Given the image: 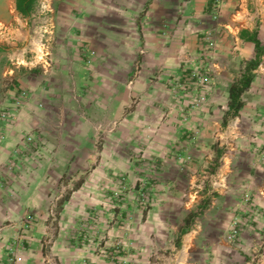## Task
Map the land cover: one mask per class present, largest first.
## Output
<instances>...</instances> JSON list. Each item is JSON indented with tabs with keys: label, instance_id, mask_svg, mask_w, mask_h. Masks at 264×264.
<instances>
[{
	"label": "crops",
	"instance_id": "crops-1",
	"mask_svg": "<svg viewBox=\"0 0 264 264\" xmlns=\"http://www.w3.org/2000/svg\"><path fill=\"white\" fill-rule=\"evenodd\" d=\"M209 4L210 0H58L53 20V38L57 41V48L47 58L55 61L58 69L24 76L28 59L22 47L28 42L31 44L30 40L33 39L29 34L28 18L21 17L15 11V0H0V91L6 94L4 99H0V110L9 111L10 106H13L11 98L18 89L33 94L29 103L21 106L20 114H14V110L0 114V227L19 219L26 212L34 215L35 219L42 217L45 220L46 204L57 199L60 178L81 173L88 167L92 154L89 148L92 142L91 128L87 122L74 117L73 111L68 109L71 103L65 90L70 87L104 86L96 79L93 84L86 81L80 63H75V60H80L82 44L88 45L97 56L105 55L107 60H111L107 65L111 73L107 72L106 76L111 80L110 86L117 89L119 85L116 82L122 80L121 76L132 72L131 68L126 67L135 59V47L142 42L146 55L141 60V69L135 82V87L140 90L147 87L148 78L158 70H164L163 75L171 70L177 72L182 61L177 58L178 54H201L205 41L203 35L211 28L221 29L224 35L213 57L212 70L216 79L212 83L215 94L210 106L227 109V90L232 83V70L237 69L240 75L243 64L255 56L254 44L247 39L256 35L257 40L264 45V0H223L219 23L211 20ZM34 47L33 51L38 56L40 49ZM71 60H74V65H67V61L71 63ZM263 60L264 55L251 87L255 82L256 86L264 82ZM4 87H9L7 92ZM94 91L97 92L96 89ZM7 93L10 95L7 96ZM38 96H43V110L39 109ZM159 97L157 89H149L142 103L136 107L143 110L150 108L154 105L153 100ZM53 102H62V106L67 108L64 111L65 124L60 148L57 149L59 152H54L51 149L52 142H47L51 141L55 133L53 128L46 130L56 121L49 111L53 109ZM92 102H95V108L103 105L101 101ZM254 102V107H261L264 98ZM85 103L90 106L88 101ZM27 113L35 115L36 119H29L27 123ZM143 113L148 115L145 110ZM219 123L220 117L216 124ZM30 125L34 130H31ZM26 135L48 144L38 146L35 153L27 154L30 155L27 158L22 154L28 148L22 143ZM154 150L153 146L149 147L144 153L145 158L161 159L165 166L158 174L156 192L150 199L145 220H142L141 212L134 214L132 237L135 249H141L145 255L136 251L129 257L130 263L151 264L148 253L160 250L168 252L166 264H235L239 257L237 251L221 238L232 216L226 210V205L231 204L230 199H219L215 194L205 197L207 193H200L199 190L188 192V198L184 199V193L194 187L193 180L187 178L167 150ZM199 153L196 150L189 154L198 157ZM21 157L23 161L18 160ZM13 158H16L17 164L13 171H9L6 164ZM110 166L113 167V164L110 163ZM126 168L130 169V166ZM189 168L191 172L197 171L196 164ZM94 171L89 174L90 178ZM86 176L81 186L71 192L68 200L61 205L58 213V221L63 224L60 236L63 233L70 236L72 230L67 229L70 222L82 215L87 206L94 204L88 198L91 180L89 177L86 180ZM205 202L206 206L200 210ZM124 204L128 210L133 208L132 200ZM190 213L199 214L190 228L180 235V228ZM6 236L0 232V264L6 260ZM26 236L30 245L21 255L19 264H42L41 238L34 237V228ZM153 236L156 237V243L152 242ZM175 240L178 242L175 243ZM61 244V256L65 264H76V248L68 240H62ZM100 262L104 264V261Z\"/></svg>",
	"mask_w": 264,
	"mask_h": 264
},
{
	"label": "rangeland",
	"instance_id": "rangeland-1",
	"mask_svg": "<svg viewBox=\"0 0 264 264\" xmlns=\"http://www.w3.org/2000/svg\"><path fill=\"white\" fill-rule=\"evenodd\" d=\"M217 1L219 8L216 10L214 5ZM57 2L38 0L28 18L29 34L33 39L30 40L31 44L28 42L22 47L28 59L24 76L58 69L55 61L47 59L50 52L57 48V41L53 38ZM222 2L210 0L209 14L212 21L219 23ZM223 35L221 29L211 28L203 35L205 41L201 54H178L177 58L182 61L177 72L171 70L163 75L164 70H158L148 78L147 87L140 90L135 87V82L141 69V60L146 55L142 42L135 47V59L126 67L131 68L132 72L121 76L122 80L116 82L119 85L117 89L110 86L111 80L106 76L107 72L111 73L107 66L111 60H107L105 55L97 56L93 49L82 44L80 60H75V63H80L86 81L93 84L96 79L104 86L70 87L65 90L71 103L68 109L73 111L74 117L87 122L91 128L92 142L89 148L92 154L88 167L81 173L60 178L57 199L46 204L45 220L42 217L35 219L34 215L26 212L19 219L0 227V232L8 237L3 264H19L21 255L30 245L26 235L33 228L34 237L41 238L42 245L48 250L47 255L42 254V264H65L61 256L62 240H68L76 248V264H101L100 261H104V264H131L129 257L136 251L145 255L141 249H135L132 229L136 212H141L142 220H145L150 199L156 192L158 174L165 166L161 159L145 158V151L152 146L154 151L167 150L187 178L193 180L194 187L184 193V199L188 198V192L195 190L207 193L205 197L215 194L219 199H230L231 204L226 205V210L232 216L221 238L237 251L239 257L235 264H264V105L254 107V101L264 98V82L258 86L256 82L252 87L250 85L251 90L249 88L241 98L244 100L239 112L241 114L224 125L222 119L226 109L210 106L215 94L212 83L216 79L212 70L213 57L218 52L217 44ZM34 46L40 49L38 56L33 51ZM73 62L67 61V65H74ZM238 76L239 71L234 69L230 80L233 82ZM8 88L4 87L5 92ZM149 89H157L160 97L153 100L152 107L144 109L148 116L136 106L142 103ZM5 95L4 91H0V99H4ZM32 95L28 90L18 89L11 98L13 106H10L9 111L0 110V114L10 110L20 114L21 106L29 103ZM42 99L43 96L36 98L40 110L45 109ZM92 101H101L103 105L95 108V102ZM52 108L49 111L56 121L46 130L53 128L55 133L54 139L51 137V141L47 142H52L51 149L57 152L67 108L62 106V102H55ZM133 109L135 112H132ZM220 113H223L222 116ZM27 116V123L29 119H36L33 114L27 113ZM219 117L221 123L216 124ZM30 128L34 130L32 125ZM22 143L28 147L22 152L27 158H30L27 154L35 153L38 146L48 144L46 141L43 144L42 140H34L29 135L22 139ZM196 150L200 152L198 157L189 154ZM18 160L23 161V158ZM16 164V158H13L6 167L13 171ZM192 164L197 165V171L188 169ZM93 170L94 174L90 178L89 174ZM84 175L86 180L88 177L91 180L88 198L94 204L87 206L82 215L70 222L67 228L72 230L70 236L64 233L60 236L63 224L58 221V202ZM128 200H132L131 210L124 208ZM152 242L156 243V237H152ZM148 254L151 264H166L168 252L153 250Z\"/></svg>",
	"mask_w": 264,
	"mask_h": 264
},
{
	"label": "trees",
	"instance_id": "trees-1",
	"mask_svg": "<svg viewBox=\"0 0 264 264\" xmlns=\"http://www.w3.org/2000/svg\"><path fill=\"white\" fill-rule=\"evenodd\" d=\"M38 0H15V11L23 18H29L34 10V7L36 5ZM248 41L252 42L254 44V52L255 56L253 59L246 61L241 70L240 75L237 79H235L230 86L228 87L227 94H228V100H227V109L224 112L222 122L225 125L229 120L234 119L238 116L240 110L243 108L244 103L241 100L244 93H246L250 85L255 77V71L259 67L261 63V58L264 55V45H261L259 40H257L256 35H252L247 39ZM84 178L82 177L76 184H74V187L70 192H68L64 197H62L58 202V213L60 212L61 205L68 200L70 197L71 192L76 191L81 184L83 183ZM206 206V202L202 204L203 209ZM200 213V212H199ZM199 213H190L185 221L183 227L180 228V235L184 234L193 223V220L198 216ZM178 246V245H176ZM48 250L43 245L42 247V254L43 256L47 255Z\"/></svg>",
	"mask_w": 264,
	"mask_h": 264
},
{
	"label": "built area",
	"instance_id": "built-area-1",
	"mask_svg": "<svg viewBox=\"0 0 264 264\" xmlns=\"http://www.w3.org/2000/svg\"><path fill=\"white\" fill-rule=\"evenodd\" d=\"M218 3H219V1H217V2L215 3V5H214V7H215V9H216V10L219 8V5H218ZM22 95L24 96V95H25V93H23V92H22Z\"/></svg>",
	"mask_w": 264,
	"mask_h": 264
}]
</instances>
